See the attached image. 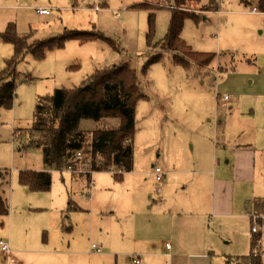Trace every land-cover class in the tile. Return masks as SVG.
<instances>
[{"label":"rangeland","instance_id":"obj_1","mask_svg":"<svg viewBox=\"0 0 264 264\" xmlns=\"http://www.w3.org/2000/svg\"><path fill=\"white\" fill-rule=\"evenodd\" d=\"M144 2L162 7H129ZM104 3L106 8L101 6ZM216 3L218 11L203 12L197 22L184 20V41L194 51L216 53L208 68L186 71L175 65L172 54L163 53L157 44L167 34L174 0H0V29L11 21L20 34H28L30 42L57 38L71 30L99 31L110 40L86 44L68 40L64 48L46 49L40 58L24 52L16 65L13 106L0 107V196L7 198L9 204L8 216H0V240L9 241L11 249H26L29 254L22 257L23 263L100 264L104 260L105 256L79 257L75 252L84 251L83 237L91 238V233L89 237L87 224L73 234L62 231L59 224L65 221L68 211L64 196L72 199L70 213L82 212V208L75 210L76 205L89 210L83 198L90 202L88 198L98 196V207L92 206L96 213L91 232L94 239H105V233L98 231L99 222L103 218L105 225L111 210L121 218L130 216L136 222L137 234H144L152 199H164L165 210L180 208L181 197L175 189L187 186L185 195L194 199L204 195L206 203L211 196V180L226 178L229 185L221 187L217 198L229 216H205L203 233L207 246L200 253L208 259L197 262L192 257L190 263L236 264L234 258L249 251L251 226L261 232L256 252L264 258V226L258 223L264 216L244 210L245 203L249 202L247 208H251V201L259 197L264 200V12L255 10L253 0ZM202 4L208 2L201 0L192 8L198 12ZM40 6L47 7L51 14L36 15ZM152 12L154 30L148 44V16ZM13 52V46L1 39L0 71ZM157 56L161 58L148 64L144 71L146 63ZM123 62L136 71L147 97L135 107L132 171L125 172L122 181L107 171L93 172L89 179L78 173L90 170V160L81 158L75 174L51 171L47 191H30L20 185V171L44 169L41 148L30 145L37 99L51 95L57 88L79 85L97 68ZM72 65L79 68L69 70ZM116 126L117 121L109 118L84 119L80 123L85 130ZM154 166L167 172V187L160 193L153 192L156 184L148 175ZM95 183L97 188L93 189ZM262 199L258 201L263 202ZM54 204L56 207H52ZM62 208L65 212H61ZM52 214L59 218L58 222H51ZM142 214L143 218H139ZM27 238L35 245H30ZM45 238L49 241L44 243ZM45 244L42 249L36 246ZM164 244L157 246L161 254ZM88 252L101 253L90 248ZM117 259L118 264H127L125 257H113L106 264H117ZM160 259V264H165L162 256ZM12 262L14 252L12 260L0 256V264Z\"/></svg>","mask_w":264,"mask_h":264},{"label":"trees","instance_id":"obj_2","mask_svg":"<svg viewBox=\"0 0 264 264\" xmlns=\"http://www.w3.org/2000/svg\"><path fill=\"white\" fill-rule=\"evenodd\" d=\"M198 12L192 8L193 3L201 0H174L170 7L171 15L167 27V34L158 41L163 53L169 52L173 56L175 65L186 71L191 68H208L215 59L216 53L194 51L182 38L181 32L185 19L199 21L203 12L218 11L216 0H205ZM247 1V0H242ZM255 10L264 12V0H253ZM162 5L139 3L132 8L157 10ZM193 9V10H192ZM154 12L148 16L149 33L147 43L152 40L154 30ZM0 38L13 46L11 57L5 59V67L0 71V107L11 109L16 89V65L25 53L34 57H42L46 49H62L68 40L86 44L98 39L110 41L99 31H65L63 35L36 42L28 41V34H20L14 23H9L0 32ZM161 56L153 57L144 66L156 62ZM78 65L68 69H77ZM212 71V70H210ZM199 76V74H194ZM147 99L136 71L128 63L123 62L109 67L95 69L81 83L72 88H57L51 95L37 99L33 121L30 127L33 138L30 145L41 148L44 169L24 170L19 172V184L30 191H47L51 185V171L71 170L75 174L80 160H90V171L119 170L125 172L133 169L134 151L133 140L135 132V107L138 101ZM117 121L115 128L85 130L80 127L84 119L99 121L103 119ZM100 157L97 162L96 159ZM89 177V172H83ZM1 175V172H0ZM116 179H122V174H114ZM253 212L264 216V201L252 202ZM73 209L68 208V211ZM9 204L7 198L0 196V216H8ZM259 225L264 226V219H258ZM261 232H250L249 251L245 255L236 256V264H264V258L254 253L258 247ZM230 262V261H228Z\"/></svg>","mask_w":264,"mask_h":264},{"label":"crops","instance_id":"obj_3","mask_svg":"<svg viewBox=\"0 0 264 264\" xmlns=\"http://www.w3.org/2000/svg\"><path fill=\"white\" fill-rule=\"evenodd\" d=\"M146 4H149L147 2H144ZM143 3V4H144ZM139 4V3H135ZM134 4L130 5L129 7H132ZM93 6V5H92ZM89 7V8H92ZM101 6L107 7L106 3H104ZM46 8L45 6H40L36 9L35 14L38 16H49V14H40L38 12L39 9ZM76 7L73 6L72 9L74 10ZM8 22V21H7ZM6 22V23H7ZM12 23L11 21L5 24L6 26ZM6 26L3 29H0V32L3 31ZM19 32V31H18ZM20 33V32H19ZM1 40V39H0ZM226 96V95H225ZM228 98V96H227ZM156 167V166H154ZM148 172V175L155 181V189L154 193L161 192L164 187H167V182L165 180L167 176L164 178L161 182H156L153 175V169ZM159 167V166H157ZM227 170V169H226ZM55 171V170H53ZM68 171L71 173V170H63ZM252 171H254V166H252ZM93 172L98 171H90L89 174H92ZM77 173V172H75ZM83 173V172H78ZM125 173V172H124ZM122 173V177L123 174ZM111 174V173H110ZM91 179V175L88 177ZM71 179L76 180L77 178L71 177ZM123 179V178H122ZM121 179V181H122ZM229 179H225L223 181L212 179L210 182V199H208L205 203L204 201V195H199L197 199L190 198L189 196L185 195V192L187 190V186L178 187L175 189V192L179 191L178 196L181 197V204L182 207H177L175 209H164L165 203L163 202L164 199L160 197L158 202L156 199H152V206H149L148 208V214H147V229L144 232V234H137L135 230L136 222L130 217L127 216L125 218H121L118 215V212L115 210H111L109 215L111 217L107 220L106 224H103V218H101L99 222V233L103 234L105 233V239L103 238H93L92 237V225L94 221L95 211L93 210L92 206L93 204L98 207L97 201L98 196L91 199L90 202L84 197L83 202H88V208L89 210L84 209L83 207H80L76 205L75 210H78V208H82L81 211H72L66 212L65 221L60 222L59 226L62 229L63 232H69V234H73L76 230H78V227H84L85 224L88 226V235L91 238L86 239L84 238L83 243V249L84 251H75L79 257L84 255H95L98 257L105 256L104 260L100 261V264H106L107 261L112 260L113 257H125V261L127 264H134L131 261V256H138L139 264H160L162 261L160 258L161 256L165 259V264H191L190 260L192 257L195 259V261L199 262L201 260L206 261L208 259L207 255H201L200 251L207 246V239L204 237V223H205V216L208 217L211 213L215 216H229L227 212L223 211L220 207L221 200L217 198L218 193L222 186L229 185ZM92 185V180L90 182ZM97 188V184H94L93 189ZM152 194V193H151ZM262 198L259 197L258 200H261ZM64 200H67L66 207L68 209L69 206L73 207L71 205L72 199L68 196H64ZM262 201H264L262 199ZM80 204L81 201H79ZM247 204V205H245ZM244 204V210H250L249 212H253V206L251 201V208H247V206L250 205V203ZM52 207H56V204H54ZM108 208H111L110 206H107ZM155 208L154 210H151V208ZM150 210V211H149ZM32 209H29L28 212H31ZM61 212H65V209H61ZM79 213L86 214L85 216H79ZM53 215V214H52ZM247 214H244L246 217ZM143 214L140 215L139 218H143ZM146 216V215H145ZM55 219V221H59V218L55 215L52 216V221ZM10 229H11V222H10ZM104 229H107L104 232ZM140 233V232H139ZM163 238H169L166 239L168 241H164ZM28 239V238H27ZM29 240V239H28ZM49 241V239L45 238L43 241L44 243ZM9 242V241H8ZM61 243L64 241L61 239ZM169 242L170 248L166 249V244ZM22 243V242H21ZM30 245H35L34 243L29 240ZM165 243V244H164ZM27 243L24 242V245ZM164 244L163 251L164 254L159 253L157 246ZM41 247L46 246L45 245H36ZM70 246V241L67 242V247ZM98 246L101 249L100 254H90L88 252L89 247H95ZM104 248L106 251V254H103ZM14 252V262L9 264H25L22 262V257L24 258L25 255L29 254L27 253L26 249L24 248H17L12 249ZM171 251V253H170ZM41 253H46L49 251H40ZM15 254H19L17 257ZM148 258H145V257ZM128 257V258H127ZM116 263L118 264V259L116 260Z\"/></svg>","mask_w":264,"mask_h":264},{"label":"built area","instance_id":"obj_4","mask_svg":"<svg viewBox=\"0 0 264 264\" xmlns=\"http://www.w3.org/2000/svg\"><path fill=\"white\" fill-rule=\"evenodd\" d=\"M38 12L40 14H49L50 13L49 9H46V8H41V9L38 10ZM224 99L225 100H228L227 96H224ZM76 159L77 160H80L81 159L80 154L77 155V158ZM83 172H86V171H83ZM87 172H90V170H87ZM124 172H125V169L122 168V169H119V170H111L109 173H111V174H122ZM153 175H154V179L156 180V182H161V181L164 180V178L166 176V172H164L159 167H154V169H153ZM251 231L254 232V233L258 232V230H256V227L255 226L253 228L251 226ZM262 246L264 247V242L262 243ZM89 248L92 249V250H94L95 252H98V253L101 252V250H100V248L98 246L89 247ZM169 248H170V244L167 243L166 244V249H169ZM256 249L254 250L255 253H257L256 252ZM90 254H93V253H90ZM0 256L6 257L7 259L12 260L13 250L10 248L9 243L7 241L0 240ZM131 260H132V262L134 264H139L138 256H133L131 258Z\"/></svg>","mask_w":264,"mask_h":264}]
</instances>
